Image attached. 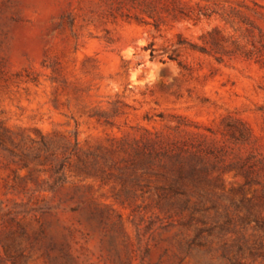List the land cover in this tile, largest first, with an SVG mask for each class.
<instances>
[{"label":"rangeland","instance_id":"obj_1","mask_svg":"<svg viewBox=\"0 0 264 264\" xmlns=\"http://www.w3.org/2000/svg\"><path fill=\"white\" fill-rule=\"evenodd\" d=\"M0 264H264V0H0Z\"/></svg>","mask_w":264,"mask_h":264},{"label":"trees","instance_id":"obj_2","mask_svg":"<svg viewBox=\"0 0 264 264\" xmlns=\"http://www.w3.org/2000/svg\"><path fill=\"white\" fill-rule=\"evenodd\" d=\"M173 16L175 18H181V19H186V18H193V15L183 12V11H175V13H173ZM156 142L151 141L149 143H147V146H152L153 148L151 149L152 152H159V154L161 156H165V157H169L172 158V156H177L179 157L180 163H183V161L186 159L185 155H181V153L184 150L183 146H179L175 143H173L172 145H170L169 147L165 146L164 142H160V149H157L155 147ZM141 149V148H140ZM138 150V151H143V150ZM138 153V152H137ZM151 153V152H150ZM189 155L194 156V155H199L198 152L196 150H190ZM196 167V165H193V169Z\"/></svg>","mask_w":264,"mask_h":264}]
</instances>
